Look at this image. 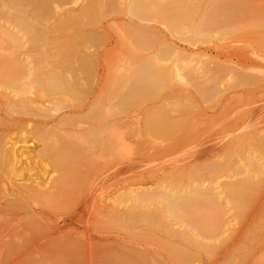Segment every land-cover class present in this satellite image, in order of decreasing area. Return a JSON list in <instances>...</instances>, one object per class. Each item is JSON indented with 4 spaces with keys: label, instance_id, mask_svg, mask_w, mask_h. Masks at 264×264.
Wrapping results in <instances>:
<instances>
[{
    "label": "bare ground",
    "instance_id": "6f19581e",
    "mask_svg": "<svg viewBox=\"0 0 264 264\" xmlns=\"http://www.w3.org/2000/svg\"><path fill=\"white\" fill-rule=\"evenodd\" d=\"M24 1L25 0H0L1 8L3 6V9L6 8L4 14L3 9L1 10L2 12H0V15L2 13L4 19L9 21V25L12 24L13 28L17 29L16 32L5 30L6 35L11 40L10 42L8 41L10 49L11 46L13 48H16V45L19 46L18 40L21 37H26L31 42H33V40H41L42 43H44L46 40H56V36H63L64 32H61L60 30L67 29V33H65L66 35L72 36L73 34H78V36L75 35V37L81 36L82 38H80L81 41L78 40L79 43H75L76 49L81 53V55H79L80 57L78 56V59L80 60L81 58L85 63L84 64L83 61L80 60L81 65H88L91 68L96 67V70H101L102 72L104 70V65L101 63V58L104 54L102 53L103 51L99 52L98 55L94 53L92 54V52L88 49L89 47L85 45V40H83V38H88L92 34H102L105 32L104 25L101 23H99L100 25H92L97 21L90 22L91 20H94L92 17H96L94 13L97 11L99 13L102 5H106L105 7L109 5V7H113L115 10H120L124 15L131 19V21L127 22V29L126 27L125 29L130 33L129 34L127 32L128 36H134L133 38H135L136 41L138 39L141 41H150V37L151 40L152 38L154 39L159 30H156L157 32H155L154 27L149 28L139 26V24L134 22L133 19L147 21H155L154 19H156L158 23L164 25L166 29L165 31H167L170 36L191 45L197 42H203L205 38L213 37L212 32L215 28H221L219 26L220 24L232 23L230 21H234L237 16L244 11L239 10V4L235 5L236 2H232L233 0H230L231 3L229 0H213V2L208 5L210 3L209 1L206 8L210 6L208 9L214 11L216 14H213L212 12L211 14L208 11V13H206L204 10L205 13L202 15H199L196 11H194L196 13V15L194 14L195 16H192V11H190L194 10V8H189V6L194 4L191 0H189L190 2L188 1L189 3L187 0ZM191 2L193 3L191 4ZM148 4L150 6H148ZM104 6L102 8H105ZM194 6L195 4L193 7ZM230 6L233 8V15L231 14V16L226 17L227 15L224 16L223 13L227 11V8ZM230 9L228 11H230ZM246 12L247 10L245 13ZM219 15L224 16V18L219 19ZM48 18L51 19V22H48ZM43 21L48 23L43 24ZM260 24L264 25V22H261ZM124 25L125 24H123V26ZM71 26H81L82 28L71 30ZM69 27L71 28L69 29ZM57 31H60L59 34L56 33ZM52 33H54L55 36H49ZM226 33V31L221 30V32L217 33L218 37L216 38L222 39ZM61 37L58 39L61 40L63 38ZM68 39H65V41H68ZM3 41L6 42L5 40ZM34 42L37 43V41ZM168 44L169 45H165L168 48L166 50L169 51V55L174 54L173 56L175 57L180 56L178 57V63L180 64L178 65L177 62L174 61L166 69H163V67L161 68L159 65L157 66L161 68L158 69L159 71L152 69V71L155 70L160 74L159 76H161V78L157 76L158 73L151 75H154L153 78L157 76L156 78H159L158 81L159 83L161 82L162 85H160L157 80H155L157 83H150V79H152L150 78V72L152 71H148L149 73L145 72L146 70H149L148 63L152 62V64L155 65V60L157 63L159 62V59L157 60L155 57L159 53H157V55L155 52L150 55L146 54L147 56L143 55L145 56L143 58L144 60L141 59L142 61H140L137 67L134 68L139 77L143 73H148L149 76L144 74L147 76L146 80L149 79L148 83L153 84V86L154 84H156V86L159 84V86L162 87H164L165 84H170L173 80L170 78H183V82L190 84V86L198 94L200 93L199 95H206L207 91L209 94H211L210 92L215 94L214 92L220 84H216V82H218L216 79V82L212 80L216 86H214V83L211 84L210 82L212 81L209 79V84L206 83L208 82L206 79L209 76L207 77L205 74H208V70L206 69L203 71L201 68H195V65L190 64V60H188L189 57L181 55L179 52L180 49L177 46L175 47V44L172 45L170 42ZM162 51H158L161 56L157 57H166L164 52L161 53ZM44 56L45 55H41L40 57L37 55L36 57H39L40 60H42V58L46 57ZM258 58L261 61H264V56H260ZM12 60L13 61H10L11 63H8L9 61H7V65H14V60L16 59ZM44 60L45 59H43V61ZM18 61L19 60H16L15 62L18 64ZM54 61L55 60H53V62ZM95 63L96 66H94ZM21 65L22 68H26V66H23L22 63ZM52 65L54 64L52 63ZM55 65L58 66L59 64ZM164 65L168 66L167 64ZM17 66L13 69L15 70V75L13 76L17 75L20 76L19 79H21V77L26 79L29 75V71L27 70L28 72L25 71L22 73V69ZM64 66L62 67L64 68ZM68 66L72 65L68 64L67 67ZM62 67L58 68L61 69ZM17 68H20L21 73L20 71L18 74L16 73L19 70ZM31 68H33V66H31ZM40 68L38 67L37 70H41ZM56 68L57 67L54 68L50 66L46 69V67H44L43 72L41 71L42 75L40 74L41 77H38L40 76L38 74V78H34V76L30 78V80L27 78L29 80V83L27 82L29 86L18 82L16 78L17 76L15 77L16 79L14 78V80H12V88L14 86L13 94H15L16 97L18 96V100L17 102L15 101V103H17L21 108L20 110L18 107V110L21 112L18 113L22 114V110L26 113L28 110L29 112L27 113L31 116L38 117L42 121L50 119L49 121H52L51 126H54L55 123L58 122L55 118H50L48 106H45L43 102H38L35 97H31L35 94L33 91L36 92V90L49 92V94L52 95L53 93L56 95V92L60 91L58 86L61 85L64 80L62 77V79L58 77L59 72L56 77ZM66 68L62 69V71L64 70L63 72H67ZM33 70L31 69V71ZM36 72L39 71H35L33 73L31 72L30 74L35 75ZM133 73H135V71H133ZM210 76L212 77V75ZM245 76L247 77V75ZM248 76L249 77L247 78L250 79L251 76ZM56 78L58 79L57 85ZM163 78H166L165 83ZM139 79L140 81H138ZM139 79L136 80V91L137 89L142 91V88L140 87V89L137 85L138 83L140 85L143 83V80L141 81V79H144V77ZM242 80L243 79H240V81ZM246 80L248 83L250 82L248 79ZM247 82L245 81V83ZM72 83V87L78 84V82ZM148 83L145 84L149 86ZM62 85L64 87V85H66L65 82ZM159 86H154V89L157 88L158 90ZM207 86L214 87L209 88ZM29 88H33L34 90ZM219 88H217V93L220 92ZM145 89L144 92L146 91ZM211 89L213 91H211ZM132 90V92H134L135 89L132 88ZM150 90L152 92H156V90ZM82 91L83 90H81V92ZM183 93L186 92L183 91ZM13 94L12 96H14ZM151 95L153 96L155 94ZM14 99L12 98L11 100ZM179 99H181V97ZM8 100H10V98ZM11 100L9 101L10 103ZM13 103L14 102L12 101V104L10 105L14 106L15 104ZM102 103V100L101 103H99V101L97 102V104ZM185 103L183 102V106H181L184 107ZM103 104L102 106H99L103 107ZM180 104L181 103H178L177 106L180 107ZM88 106L89 104H86L84 107L79 108V111L77 110L76 112H83L89 108ZM7 108H10V106L8 105ZM12 109L13 108L10 109V112L13 113L14 110ZM186 115L185 118H163L164 120L160 119L157 114H155L157 117L149 115L145 121V127L157 137L155 139H162V141L165 142L169 141L165 144H159V141L161 140H159L158 143H155L156 140L155 142L154 140H151L154 142L153 144H155L153 149L155 150V154L158 156L170 153L175 154L178 151H189L195 147L197 152L199 151L203 154L199 158L204 157L206 160L209 157L213 158H209V161L206 162L207 166L205 167L206 173L204 178L208 179V177H211L219 172L223 164V162L221 163L220 161H216L214 159V157L218 159L220 155H217V152L213 153V151L217 149V147L220 149L226 148L230 144L231 140L233 142L232 138L234 137H232L230 133L227 135H218V132L215 130L211 132V134L207 133L199 138H197L198 136H195L196 139H193L191 130H193L194 125L191 127L193 124H191L192 119H189L190 117L187 118ZM182 116L184 115H181V117ZM20 119L21 122H23V118ZM49 121L42 122L44 133H49L54 128L53 126L52 128L51 126L46 127ZM104 121H106V119ZM120 122L121 120H115L113 122H109V124L103 122L100 125L97 124L99 126L93 125L92 127L88 126L89 128L87 127L76 131L73 130V137L85 139L86 141H89L90 144L98 143V147L103 151H111V149L116 148V153H118L119 151H122L124 147V145H122L125 139L123 133L127 134L126 132L119 131L121 126H123ZM212 122L214 123L215 121ZM25 123H21L22 126H25ZM221 123L223 124V122ZM209 124H211V122H209ZM222 124L220 125L221 127ZM197 126L199 127V124ZM125 127L127 129L128 124ZM211 127H213V125H211ZM255 129L256 128H253V130L250 129L249 132L255 133ZM69 132L71 133L72 131ZM69 132L68 134L65 133V135H61L60 138L66 140V142L69 141L70 143L72 138L71 135H69ZM237 135L238 134H236V136ZM10 136L11 135L7 134V132L5 133V130L2 127L0 128V166L3 165L1 169L3 171V175L6 177L3 179L5 184L1 183L0 185H4L5 189H9L5 191L6 194H4V199L0 202V264H256V262L253 261L255 254H257L255 250L258 249V247H261L260 249L264 248V138L262 139L263 142H261V144L259 143L260 148L256 145L258 148L257 150L260 151V157L257 158L250 154V156H247L243 160L241 159L243 162L242 164L237 165L236 167L233 165L231 166L232 168L229 175L231 177L232 175H239L233 180L218 181L216 180L218 178H216L204 186L200 183H190L188 186H183L185 183L184 179L190 178V176H188L189 172L187 171L184 173L183 171L179 172L180 170H177V173L172 174L167 178H165V176L162 182L153 188L140 186L136 183H129L126 185L116 184V186H113V189L116 190L111 193L109 192L108 187L107 189L106 186H103L107 189L105 190L102 186V188L98 186V182L94 179H90L86 182L88 179L84 180V178H82L85 181V183H82L83 181L80 182V177H77L80 181H76L74 177V174H76L73 171L74 169L72 170L74 173L72 171L63 172V169L66 170L65 166L68 164L65 165L66 162L62 163L63 161H60V158L66 161L65 159L71 156V159L69 160L68 158V160L72 161L73 165L74 160H72V152L75 151L74 147H72V152L71 150L68 151L71 146L65 145V141L63 142L64 144H56L55 141L52 145L40 143V147H37V151L39 150V152H50L51 155H55L56 158L53 155L55 158H53V160H55L54 164L57 166L59 165V167L62 166L61 173H56L57 175H55V177L46 176L45 178H31L25 162L27 159L24 160V156L27 158L30 157L28 154L30 152L32 153V151L29 150V152L24 149L25 145L23 146V144L16 146L19 144H16L18 140L16 141L14 138H11L12 136ZM130 136H132V134H130ZM110 138H113L112 141ZM258 138L256 139L258 140ZM235 139L237 140L236 137ZM99 142L101 143L99 144ZM211 142L212 144H209ZM142 143H144V141ZM77 144L78 143L75 142L74 145ZM139 145L140 144L137 146ZM183 145H185L184 149L178 150L176 148L178 146H181L182 148ZM82 146L84 147L83 144ZM151 146L146 149L149 151ZM207 146H211L213 150H210V152L204 151ZM89 147L88 149L86 147L83 149L90 150ZM118 147L120 150L117 151ZM138 148L139 152H146V149L143 150L145 147L141 148L140 145ZM153 149L150 151H153ZM232 149H234V146ZM76 151L78 153L77 149ZM127 151H130V148ZM228 151L230 154L231 150ZM132 152H130L131 155ZM66 153L67 157L65 156ZM68 153L71 155L68 156ZM73 154H75V152ZM61 155L66 158L64 159ZM167 156L169 157V155ZM75 157L76 156H74V158ZM68 160L67 162H69ZM260 160L262 161L259 162ZM224 163H226V161H224ZM85 178H87V176H85ZM91 180L95 182L93 183ZM99 184L102 185L100 182ZM223 206H227L230 210H232L233 214L236 211L237 215L243 216L246 222L252 221L253 223L251 222L250 226L246 230L248 223L244 222L245 230H243L242 225H239V227L237 226L238 228L235 227L237 228V231L234 230L235 233L232 232V228L228 227L227 229L230 232L222 235L221 227L224 225L222 218L224 212ZM236 222L237 224H240L241 221L237 219ZM236 258L238 259L235 260ZM261 264H264V261L261 262Z\"/></svg>",
    "mask_w": 264,
    "mask_h": 264
},
{
    "label": "rangeland",
    "instance_id": "374dc122",
    "mask_svg": "<svg viewBox=\"0 0 264 264\" xmlns=\"http://www.w3.org/2000/svg\"><path fill=\"white\" fill-rule=\"evenodd\" d=\"M188 1L189 0H187V2ZM191 1H193L195 4L194 7H193L194 4H192L193 2H191L192 4L191 6L188 5L189 8L191 9L194 8V10H190L192 11L191 13L192 16H195L196 13L202 15L205 13V11L206 13L212 12L213 14H216L214 11L208 9L210 6L206 8L209 1L210 3L208 5H210L211 2H213V0H191ZM231 1L229 0L230 3ZM234 1L236 2V4L235 3L233 4L235 5L239 4L240 6L239 10H244L241 12V14L237 16L238 19L236 18L237 20L236 19H235L236 21L234 20L235 23L234 21H230L232 23H227V24L225 23L222 25L220 24L219 26L221 28L217 27V29L215 28L212 32V36L214 38L213 37L205 38L203 42H197L193 45L170 36L169 33L165 31L166 29L164 25L158 23L156 19H154L155 21L133 19V21L138 23L139 26H145L149 28L154 27L155 32L159 30L157 32L159 35L156 33L157 34L155 36V38L157 37L156 39L152 38L151 40L150 37V41L149 40L141 41L139 39L136 41V39L133 38L134 36H128L129 31L126 30L127 22L131 21V19H129L126 15H124L120 10L117 9L115 10V8L109 7V5H107V7H105L106 5L105 6L102 5V7L104 6L105 8L100 7L101 10L98 9L100 14L98 13V11L95 12L94 15H96V17L95 18L92 17V19L94 20H91L90 22L92 21L98 22V23L96 22L95 24L93 23L92 25H100L99 23L104 25L105 32H103L102 34L98 33L99 35L92 34L88 38L87 37L83 38V40H85L84 43L86 46L89 47L88 49L92 52V54L94 53L98 55L99 52L103 51L102 53L104 54L101 58V63L104 65L103 72L101 70H96L95 69L96 67L91 68L88 65L87 66L81 65L80 60L83 61V63L84 60H82L81 58L80 60L78 59L81 53L78 52L75 45L76 42L79 43V41H81L80 40L81 36L77 37L78 34H75L77 35L76 37L74 34L72 36L66 35L65 33H67V29L60 30L61 32H64L63 36L60 35V37L62 36L63 38L61 37L62 39L60 40L58 39L60 37L56 36V40L58 39L60 41L58 40L56 41L54 39L55 43L54 40L52 41L50 40L51 42L49 40H46L44 41V43H42L41 40H33V42H31L26 37L23 38L21 37L18 40L19 46L16 45V48H13L11 46L10 49V44L8 43V41L10 42L11 40L6 35L5 30H9L10 32H16L17 29H14L12 24L9 25L8 23L9 21H6V19H4V16L1 13L0 15V124L2 123L4 125L1 124L0 128L2 127L5 130V133L7 132V134L11 135L12 136V137L10 136L11 138H14V140L16 141L18 140L16 144L18 143L19 144L16 146H20L21 144H23V146L25 145L24 149L28 151L29 150L32 151V153L29 151L30 152L28 154L30 156L28 157L29 159L24 156V160L27 159L25 160V162H26V166L28 167L27 170H29L28 173L31 176V178H35V177L45 178L46 176L55 177V175L61 173L62 166L59 167V165L57 166L56 164H54L55 162V160H53V158L55 157L54 154L51 155L50 152L43 153L42 151L40 152L39 150L37 151V147L39 148L42 143L52 145L55 141L56 144L65 143V145H70L71 148L68 151L71 150L72 152L73 149L72 147H74L75 150L72 152V158H73L72 160H74L73 165H72V161H69L71 159V156L68 157L69 158L68 160V158H66L67 153L65 154L66 157H63L64 154L63 156L61 155V157H63L64 159L66 158L65 159L66 161H64L62 158H60V161H63L62 163L66 162L65 165L68 164L67 166H65L66 170L63 169V172L64 171L71 172L74 169L73 171L76 173L74 174L76 181L79 180L77 177H80L81 181L80 180L79 181L80 182L83 181L82 183H85L84 180L86 179H88L86 180V182H88L90 179H94L96 182H98L97 183L98 186L100 187L106 186V188L108 187L109 189L108 188L107 189L111 193L114 190H116L113 189V186H116V184L126 185L129 183H136L139 184L140 186L153 188L159 183H161L165 176H166L165 178H167L168 176L177 173V170L178 171L180 170L179 172L183 171L184 173L187 171L189 172V175L188 174L187 175L190 176V178L184 179L185 183L183 186H188L190 183L192 184L200 183L202 186H204L207 183H209L211 180L216 178H218L216 179L218 181H230L237 178L239 175H232V177L229 175L232 168L231 166L233 165L234 167H236L237 165L242 164L243 162L241 161V159L243 160L247 156H250V154H252V156H255L257 158L260 157V151L257 150L258 148L256 147V145H258L259 147L261 142H263L262 139L264 138L263 137L264 136V61H261L258 58L260 56H264V47H263L264 25L260 24L261 22H264V0H233L232 2ZM148 6L150 5L148 4ZM3 8L4 6L2 8L0 6V12H2L1 10ZM5 9H3V14ZM110 9L113 11H111ZM227 9L228 10L230 9V11L228 10L225 11L223 13L224 16L227 15L226 17H229L231 16V14L233 15V8L230 6ZM246 10L247 12L245 13ZM194 11H196V13ZM224 16L219 15L218 17H220L219 19H223ZM48 22H51V19H49ZM48 22L43 21V24H46ZM122 23L125 25L123 26ZM3 26L6 28H4ZM71 27H69V29ZM81 28H82L81 26L80 27L73 26L71 30L81 29ZM221 30L226 31L227 33L222 37V39L216 38L218 37L217 33L221 32ZM60 31H57L56 33L59 34ZM53 35L55 36L54 33L50 34L49 36H53ZM132 38L135 40H133ZM65 39H68V41L67 40L65 41ZM3 40H5L7 43L4 42ZM34 41H37V43H35ZM169 42L172 45L175 44L174 46L175 47L177 46L180 49L179 52L181 53V55H184V57L185 56L189 57L188 60H190V64L195 65V68H199V69L201 68L203 69V71L207 69L208 74L205 75L209 77L206 79L208 81L206 83L209 84L210 82L209 80L215 81L216 79L218 81V82L215 81L216 84L218 83L220 84V86L218 85L220 88L217 86L220 92L217 93L216 92L217 88H216V91L214 92L215 94H213L212 92H210L211 94H209L207 91L206 93L207 96L204 94L202 96V94L199 95L200 93L198 94L190 86V84H188L187 82L186 83L183 82L184 81L183 78L179 79L175 77L170 78L173 79L171 81L172 84L171 82L169 84L168 81L166 82L168 84H165L164 87L159 86V84L162 85L161 82L159 83L158 81L159 78H161V76H159L160 74L156 71H159L158 69H161L162 67L163 69H166L174 61H176L178 65L180 64L178 63L179 62L178 57L180 56L175 57L173 56L174 54L169 55L168 53L169 51L166 50L168 48L165 45H169L168 44ZM158 51H162L161 53L164 52L166 57L159 58L161 55L160 52ZM41 52L44 54H42ZM154 52L156 53V55L157 53H159L157 55L159 57L155 56L157 60L159 59L158 60L159 62L157 63V61L155 60L156 62L155 65H153L152 62L148 63L149 70H146L145 72L152 71V69H156V71L153 70L152 72H150V76H151L150 78L154 80L153 81L152 79H150V83L152 82L157 83L158 81L159 83L158 90L157 88L154 89V86L158 87L156 86V84H154L153 86V84L148 83L149 79L146 80L147 76H149L148 74L149 72L143 73L141 75L142 77L141 76L139 77L136 70L134 69L137 67L139 62L142 61L141 59L145 57L143 55L146 54L150 55L151 53ZM37 55L40 57L41 55L42 56L45 55L46 57L44 56L45 58H42V60H40L39 57H36ZM12 59L19 60L18 61L19 63L17 64L15 62L16 60H14L15 63V64L13 63L14 65L12 66H10V64L7 65L8 63H11L10 61H13ZM43 59L45 60L43 61ZM53 60L55 61L53 62ZM7 61L9 62L7 63ZM51 61L54 65L55 64H59V65L54 66L52 65ZM40 62H42L43 64ZM21 63L23 64V66H26L27 69L22 68ZM96 63L94 64V66H96ZM68 64L72 66H68L69 67L68 68L67 67ZM164 64H167L168 66H165ZM158 65L161 66V68L157 67ZM16 66L22 69L21 70L22 73L27 70L29 71V72L27 71L29 73L27 78L29 80L33 76L34 78L41 77L42 75L41 73L43 72L44 67H46V69H48L50 66L54 68L57 67L56 70L59 71L55 70L56 77H57V73L59 72L58 77H60V79L63 78L65 84L67 85L66 88V85H64V87L62 85L64 84V82L62 84L60 83L62 86L58 84L60 91L56 92V95L53 92L52 95L49 94V92H44V91L41 92L35 89L36 92L33 91V93L35 94L31 96V97H35V99H37L38 102H43L45 106H48L49 107L48 113L50 115V118L53 117V119L55 118L58 121L55 123L54 126L52 125L54 128L52 131L49 132L50 134L44 133L43 123H42L44 121H49L50 119L47 120L45 119L44 121H42L38 117L31 116L29 113H27L29 112L28 110L26 113H24V111L22 110L24 114L23 113L20 114L21 108L18 106L17 103H15V101L17 102L18 100V96L16 97V95L13 94L14 86L12 88V80H14V78L17 76V75L13 76L15 75V70L13 69H15ZM31 66H33V68H31ZM62 66H64V68ZM38 67L39 68L41 67L40 68L41 70H37ZM58 67L59 68L62 67V68L59 69ZM20 68H17L19 69L18 71L16 69L17 74L20 71ZM65 68L67 69V72L66 71L63 72L64 70L62 71V69ZM31 69L34 70L31 71ZM46 69L45 71L47 72ZM30 71L32 73L35 71H39V72H36L35 75H31ZM133 71H135V73H133ZM156 73H158L157 76H159V78H156L157 76L153 78L154 75H151ZM38 74L41 75L37 77ZM135 74L139 78L144 77V79H141V81L143 80L142 81L143 83L141 85L138 83L137 85L139 86V88L140 87L142 88L143 92L138 89L136 91V80H138L139 78ZM144 74H146L147 76H145ZM209 74L212 75V77ZM244 74L247 75V77H249L248 75H250L251 76L250 79L247 78ZM16 78L18 82H21L22 84L23 83L27 84L29 86L28 84L29 80L27 78L25 79L24 77H21V79H19L20 76H17ZM165 79L166 78H163L164 83H165ZM240 79H243L244 81L243 80L240 81ZM246 79L250 81L249 83L251 82L252 83L249 84ZM138 81H140V79ZM213 81L210 83L213 84L214 83ZM245 81L247 83H245ZM70 82L71 83L78 82V84L72 87L71 85H73V83L71 84ZM57 83H58V79L56 78V85ZM145 83H148L150 88ZM216 84L214 83V86H216ZM214 86H207V87L212 88ZM132 88L135 89L134 92H132L133 91ZM29 89L32 90L33 88H29ZM144 89L146 90L145 92ZM150 89H153V91L156 90V92H152ZM81 90L83 91L81 92ZM129 91L134 94L130 93ZM183 91H185L186 93H183ZM211 91L213 90L211 89ZM177 93L180 95H178ZM12 94L14 96H12ZM151 94H155V95L152 96ZM180 97L181 99H179ZM9 98L10 100L12 98L15 99L11 100L10 103L9 102L10 100H8ZM101 100L104 103V104L102 103L103 107H101L102 104H97L98 101L99 103H101ZM12 101L14 102L13 104H15L14 106L10 105L12 104ZM181 101H183L184 103L186 102L185 104L187 106L184 104V107H182L183 102ZM178 103H181L180 107L177 106ZM86 104L87 105L89 104L88 106L89 108L85 110L86 112L85 111L76 112L77 110L79 111V108L84 107ZM8 105L10 106V108H7ZM98 106L101 108H99ZM18 107L20 108V110H18L19 109ZM11 108H13L12 110H14L15 113L14 111L13 113L10 112ZM148 114L152 116L154 115V117L159 116L160 119L163 118L175 119V118H183V117L185 118V115L187 114L186 117L187 118L190 117L189 119H192L191 124L192 123L193 124L191 125V127H193L194 125L193 130H191V135L193 136V139H196L197 136H198L197 138H199L200 136H203L207 133L211 134V132L215 130L218 132V135H223V134L227 135L228 133H230L231 136L234 137L232 138L233 142L231 140L230 144L226 148H224L225 150L217 147L218 150L215 149L213 151V153L217 152V155L218 154L220 155L218 159H216V157H214V159L216 161H220L221 163L223 162L222 168H220L219 172H217L215 175L211 177H208V179L204 178V175L206 173L205 167L207 166L206 162L209 161V158L211 157L207 158V160L204 157L199 158L203 154L199 151L197 152L195 147L192 148L193 145L191 146L192 150L189 151L188 150L178 151L175 154L170 153L162 156L156 155L155 150L153 149V146H155V144H153L155 140H156L155 143H158V141L161 140L159 141V144H165L168 143L169 141L165 142L162 141V139L159 140L155 139L157 137L154 136L151 133V131L145 127L146 126L145 121L147 119V116H149ZM155 114H157V116H155ZM181 115L184 116L181 117ZM86 116L88 117V119ZM20 118H23L22 119L23 122H21ZM105 119L106 121H104ZM115 120H121L120 124L123 125L121 126V129L119 131L127 133V134L123 133L125 138L124 143L122 144L124 145L122 150L123 152L119 151L118 153H116L115 150L116 148L111 149V151L108 150L109 152L106 150L107 151L106 152L98 147V143L90 144L89 141H86L85 139H80V138L78 139L73 137V130L74 131L81 130L83 128H87L88 126L92 127L93 125L99 126L103 122L109 124V122H113ZM207 121L211 122V124H209V122ZM212 121L215 122L213 123ZM20 122L21 123L26 122L25 126H22ZM221 122H223V124ZM51 124L52 121H49L46 127L51 126ZM127 124L128 127L126 129L125 126H127ZM198 124L199 127L197 126ZM221 124L222 127L220 126ZM211 125H213V127H211ZM131 127H133L134 129ZM203 127H205L206 129ZM227 127L229 131L227 130ZM253 128H256L255 129L256 131H254L255 133L249 132V130L250 129L253 130ZM201 129L205 131H202ZM69 131L72 132L70 133ZM68 132L72 138L70 143L69 141L66 142V140L60 138L61 135H65V133L68 134ZM130 134H132V136H130ZM236 134L238 135L236 136ZM235 137L237 138V140L235 139ZM256 138H258V140ZM112 139L110 138L111 141ZM151 140H154V142H152ZM143 141L144 143H142ZM73 142L74 144L75 142H77L78 144L74 145ZM100 143L101 142H99V144ZM134 143H136L137 145L140 144L141 148L145 147L143 150H145L146 148L148 149V147L152 145L150 147V150L153 149V151L150 150L148 151L146 149V152L142 151L141 153L138 150L139 149L138 147H140V145L137 146ZM82 144L84 145V147L82 146ZM89 144L91 148L89 147ZM209 144H212V142ZM87 146L89 147L90 150H87L88 149ZM184 146L185 145H183L182 148L181 146L180 147L178 146L176 148L180 150V149H184ZM233 146L234 149H232ZM85 147L87 149H83ZM75 148L78 150V153ZM129 148L130 151H127L129 150ZM226 149L231 150L230 154L228 153L229 151ZM118 150H120L119 147L117 148V151ZM210 150H213L211 146H207V148L204 149V151L206 152H210ZM74 152L75 154H73ZM130 152H132V155L130 154ZM69 155L71 154L68 153V156ZM167 155H169V157ZM74 156L76 157L74 158ZM67 160L69 162H67ZM224 161H226V163H224ZM261 161L262 160H260L259 162ZM2 167L3 165L0 166V184L1 183L5 184V181L3 179H5L6 177L3 175V171L1 169ZM85 176H87V178H85ZM82 178H84V180ZM99 182L102 183V185L99 184ZM106 188L104 189L107 190ZM6 190L9 189L8 188L5 189L4 185L3 186L0 185V199H1L0 202L3 201L4 199L3 197L5 196L4 194H6L5 192ZM223 210L224 212L222 218L224 225L221 227L222 235L228 234V232H230L227 229L228 227L233 229V231L231 230L233 233H235L234 230L237 231L239 225H242L243 230H245L244 222L246 221L243 216L240 215L238 216L236 211L233 214L232 210H230L227 206H223ZM237 219L241 221L240 224H237L236 222ZM251 222L250 221L246 222L248 223V225L246 226V230L250 226ZM260 248L261 247H258V249L255 250L257 254H255L253 261H255L256 264H261V262L264 261V248L263 249ZM237 259L238 258H236L235 260Z\"/></svg>",
    "mask_w": 264,
    "mask_h": 264
}]
</instances>
